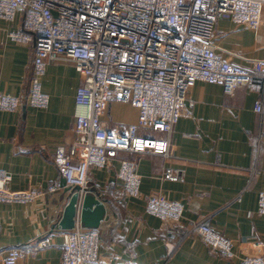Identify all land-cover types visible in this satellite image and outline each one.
Instances as JSON below:
<instances>
[{"label":"crops","instance_id":"0c3cea01","mask_svg":"<svg viewBox=\"0 0 264 264\" xmlns=\"http://www.w3.org/2000/svg\"><path fill=\"white\" fill-rule=\"evenodd\" d=\"M21 26V12L12 21L0 18V91L10 95L26 93L31 74V45L9 37ZM211 40L224 60L252 67L255 59H264V6L257 28L219 18ZM81 83L74 63L50 62L41 78L48 96L45 107L23 101L16 111H0V169L11 174L10 188L43 192L32 200L0 203V256L19 247L17 264L62 262L65 230L58 221L69 194L53 157L59 145L69 147L75 139V94ZM258 101L262 113L254 109ZM100 120L108 130L121 131L137 122V109L126 101H109ZM139 133L156 135L142 128ZM120 157L135 161L140 175L137 196L119 197L117 160L89 171V189L105 207V217L96 228L101 260L237 264L236 257L210 251L191 230L205 217L230 240L236 255L264 253V214L257 210L258 193L264 192V92L259 79L250 87L234 88L197 80L172 128L169 156L122 152ZM166 171L179 173L182 180L165 178ZM51 185L56 189L48 191ZM157 193L181 203L178 222H164L146 211L148 198ZM44 238L48 245L38 248L37 242Z\"/></svg>","mask_w":264,"mask_h":264},{"label":"built area","instance_id":"2783aa9c","mask_svg":"<svg viewBox=\"0 0 264 264\" xmlns=\"http://www.w3.org/2000/svg\"><path fill=\"white\" fill-rule=\"evenodd\" d=\"M263 6L264 0H0L1 19L12 21L17 12L22 13L21 28L9 37L31 45L33 51L27 92L0 91V111H16L23 101L45 107L48 96L41 78L50 62L71 61L82 76L75 94V139L69 147L59 145L53 157L65 186H77L79 196L74 225L63 233L61 264H107L97 255V229L83 227L80 221L91 167H106L117 160L119 197L137 196L140 175L135 161L120 153L168 157L172 128L197 80L234 88L250 87L259 79L264 92V59H255L250 68L233 64L217 54L211 40L219 18L257 28ZM113 100L135 107L137 122L121 131L108 130L100 112ZM254 109L262 113V102H256ZM140 128L156 135H142ZM164 177L182 180L171 171ZM10 182L11 174L0 169V203L43 194L37 189L14 191ZM55 189L51 185L47 190ZM257 210L264 214V192L258 193ZM146 211L176 223L182 205L157 193L148 198ZM191 230L210 251L236 257L237 264H264V253L236 255L230 240L212 228L208 217ZM47 245L45 238L36 244ZM21 254V248L12 247L1 254V262L17 264Z\"/></svg>","mask_w":264,"mask_h":264},{"label":"water","instance_id":"95a60500","mask_svg":"<svg viewBox=\"0 0 264 264\" xmlns=\"http://www.w3.org/2000/svg\"><path fill=\"white\" fill-rule=\"evenodd\" d=\"M62 185L69 196L58 221V226L63 230H68L74 225L76 204L79 200L77 193L78 187L65 186L64 180L62 181ZM104 217L105 207L103 202L96 193L89 189L83 194L80 202V221L82 226L86 228H97Z\"/></svg>","mask_w":264,"mask_h":264}]
</instances>
